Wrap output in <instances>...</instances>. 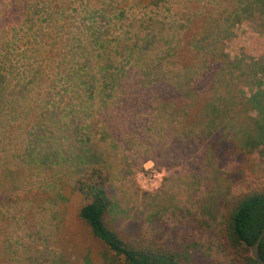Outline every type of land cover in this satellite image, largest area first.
<instances>
[{
  "label": "rangeland",
  "instance_id": "rangeland-1",
  "mask_svg": "<svg viewBox=\"0 0 264 264\" xmlns=\"http://www.w3.org/2000/svg\"><path fill=\"white\" fill-rule=\"evenodd\" d=\"M226 56L264 59V7L255 0H0V264H111L78 217L75 183L94 168L109 178L111 225L191 260L230 262L221 204L264 189V146L246 152L233 138L244 144L258 130L247 100L264 92V73L252 84L233 73L244 95L236 94L235 118L249 129L240 134L231 121L221 130L216 159L206 139L170 133L158 145L149 127L166 123L158 104L167 99L145 88L141 72L133 77L163 65L182 80L180 69Z\"/></svg>",
  "mask_w": 264,
  "mask_h": 264
},
{
  "label": "trees",
  "instance_id": "trees-1",
  "mask_svg": "<svg viewBox=\"0 0 264 264\" xmlns=\"http://www.w3.org/2000/svg\"><path fill=\"white\" fill-rule=\"evenodd\" d=\"M255 1L264 7V0ZM205 40L206 37L200 43ZM196 49H199L198 46ZM226 60H228L227 56ZM226 60L219 62L214 57L205 67L193 70L187 67L184 70L180 69L176 78L182 80L177 81L170 78L172 72L168 71V66L163 65L147 67L146 71L156 68V74L155 71L149 73L154 76L152 80H147L150 75L143 73L145 69L137 72V75H133V77L140 76V72L141 75L144 74L146 77L142 81L148 83L145 84V88L156 89V93L167 99L164 103L158 104L159 117L165 118L166 123L157 126L152 124V127H149L150 132L159 136L158 145H165L161 142L170 133L174 135L173 140L206 139L210 142L208 149L211 157L216 159L215 150L212 149L213 138L221 130L229 129L231 121L235 123L233 129H240L238 131L240 134L243 129H249L247 128L248 121L237 123L235 118L237 115L234 108L238 99L236 94L238 92L241 95L242 92L237 89V85L234 83L235 77L232 76L234 72H240L252 84V80L256 79L259 72L264 73V59L258 62L252 61L247 65L244 60L235 62ZM213 62L219 63V70L216 71L212 80L209 67ZM112 74L110 73V76ZM205 88L209 89L207 103L195 117L196 120L190 121L188 124L192 108L201 97L207 95L203 92ZM168 94L172 98L168 99ZM182 100H187L189 104L178 110L175 105ZM247 102L252 104L258 113V117L252 121L251 127L258 130H255L250 137L249 134L244 133L248 139L244 144L237 138L236 133L233 138L239 148L246 152H252L264 146V92L254 93ZM217 140L221 142V139ZM167 148H170V144ZM108 183L109 178L102 169L94 168L77 180L75 186L81 200V204L78 206V217L87 223L93 238L107 250L111 256V264H258L251 256V248L264 230V189L239 194L221 204L223 213L219 223V238L232 256L230 262H223L207 258L191 260L185 253V249H175L157 239L148 238L138 232L119 230L116 226L111 225L109 216L115 205ZM259 253L264 260V239L260 244Z\"/></svg>",
  "mask_w": 264,
  "mask_h": 264
},
{
  "label": "water",
  "instance_id": "water-1",
  "mask_svg": "<svg viewBox=\"0 0 264 264\" xmlns=\"http://www.w3.org/2000/svg\"><path fill=\"white\" fill-rule=\"evenodd\" d=\"M263 239H264V230L259 236V238L257 239L256 243L251 248V256L253 257L255 261H257L258 264H264V260L261 258L260 253H259V247Z\"/></svg>",
  "mask_w": 264,
  "mask_h": 264
}]
</instances>
